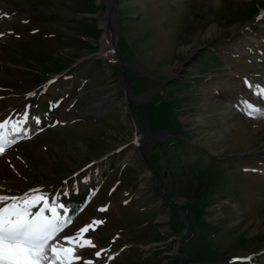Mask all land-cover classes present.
Returning a JSON list of instances; mask_svg holds the SVG:
<instances>
[{"label":"rangeland","instance_id":"obj_1","mask_svg":"<svg viewBox=\"0 0 264 264\" xmlns=\"http://www.w3.org/2000/svg\"><path fill=\"white\" fill-rule=\"evenodd\" d=\"M261 13L264 0H0V122L29 117L0 155V194L58 197L72 223L57 240L103 221L77 264H264V118L240 106L264 109L244 83L264 86Z\"/></svg>","mask_w":264,"mask_h":264},{"label":"snow or ice","instance_id":"obj_2","mask_svg":"<svg viewBox=\"0 0 264 264\" xmlns=\"http://www.w3.org/2000/svg\"><path fill=\"white\" fill-rule=\"evenodd\" d=\"M257 19H264V13ZM244 83L254 90V95L264 99V86L252 84L247 79ZM240 106L249 116L264 118V109L253 106L246 99L241 98ZM28 118L25 110L19 120L9 118L0 122V155L16 142L17 136L26 135L23 126ZM38 205L42 206L37 209ZM71 223L67 206L59 203L58 197L50 199L39 189L23 196L0 194V264H77L81 260L77 254L79 249L95 247L85 234L94 231L103 221L93 220L73 236L57 240ZM95 255L100 258L101 252ZM83 264H93V261L85 260Z\"/></svg>","mask_w":264,"mask_h":264},{"label":"bare ground","instance_id":"obj_3","mask_svg":"<svg viewBox=\"0 0 264 264\" xmlns=\"http://www.w3.org/2000/svg\"><path fill=\"white\" fill-rule=\"evenodd\" d=\"M109 18H107L106 21H103L101 28L103 29L104 33L102 36L101 44H102V50H101V55H104L106 52L105 47H113V42L115 41V24H114V19L112 16V12H110ZM110 39L112 42H110ZM111 47V48H112ZM111 50V49H110Z\"/></svg>","mask_w":264,"mask_h":264},{"label":"water","instance_id":"obj_4","mask_svg":"<svg viewBox=\"0 0 264 264\" xmlns=\"http://www.w3.org/2000/svg\"><path fill=\"white\" fill-rule=\"evenodd\" d=\"M128 91V88L126 89V92Z\"/></svg>","mask_w":264,"mask_h":264}]
</instances>
